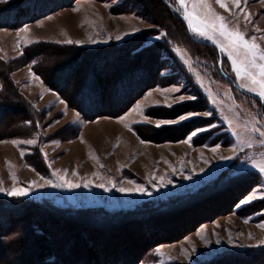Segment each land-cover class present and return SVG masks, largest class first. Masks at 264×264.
I'll list each match as a JSON object with an SVG mask.
<instances>
[{
	"label": "rangeland",
	"instance_id": "obj_1",
	"mask_svg": "<svg viewBox=\"0 0 264 264\" xmlns=\"http://www.w3.org/2000/svg\"><path fill=\"white\" fill-rule=\"evenodd\" d=\"M12 1L15 0L0 5ZM165 1L173 4V11L166 20L158 19L159 23L154 22V15H143V5L137 1L129 4L134 12L117 13L116 5L130 2L75 0L70 7L59 8L19 27H0V93L10 89L14 103L23 104L31 114V118L15 123L10 134L0 139V187L4 189L0 191V203L20 202L21 207L28 202L79 211H131L135 217L182 204L185 208H198L189 213L172 209L163 219L169 221L167 228L179 235L193 221L212 214L214 209L204 204L216 190L237 175L254 173L259 184L237 202L231 213L200 223L181 239L147 249L137 264H206L229 254L250 257L258 253L264 258V205L249 215L240 213L255 202H264V173L252 163L264 158V144L260 143L264 137L253 131V128L264 130V97L260 95L264 89L259 83L264 77L258 67L252 66V56L243 47L234 46L221 35V21L213 18V14L223 17L229 30H238L249 43H255L258 46L255 63L264 64L260 59L264 54V0H241L239 5L224 0L226 7L216 0H206L203 4L199 0H185L184 5L179 0ZM174 11L179 12L188 27L186 13L198 16L199 19L189 18L205 34L189 29L193 35L189 39L184 23L174 17ZM143 32L147 37L140 48L155 43L162 45L160 76L174 83L146 90L117 116H110L109 112L86 120L42 78L47 72L65 66L72 57L71 48L97 50L117 46ZM68 40L73 43H67ZM200 41L215 44L219 56ZM118 58L116 63L123 61L122 57ZM132 64L126 61L122 68L128 69ZM237 67L241 69L240 76ZM174 88L178 91H170ZM200 99L207 104L205 111H189L174 119L163 117L166 110ZM102 100L109 102V106L115 104L108 94ZM189 113L196 115L179 119ZM194 118H206L208 124L196 128L183 140L153 143L141 138ZM161 121L177 122L157 126ZM28 140L36 142L24 143ZM64 181L79 187L53 186ZM101 184L104 187L97 186ZM21 188L28 195H8V191ZM250 196L252 199L248 200ZM245 200L248 202L241 203ZM217 206L220 207L214 204L213 208ZM182 223L188 224L178 229L176 226ZM127 229L110 234L109 247L107 244V250L101 248L97 255L100 264L119 263L113 258L119 247L136 254L127 264L135 261L140 237L137 230ZM16 230L21 231L19 236L23 241L11 247L8 264H33L41 242L28 238L26 223ZM64 232L53 233L57 248L65 246V251L71 250V254L77 248L79 251L80 232L76 233L78 240L69 243L63 241L70 236L67 230ZM10 237H17V233L12 232ZM90 248L82 247L88 254L93 252ZM65 251L60 253L67 258ZM49 260L52 262L54 257Z\"/></svg>",
	"mask_w": 264,
	"mask_h": 264
},
{
	"label": "trees",
	"instance_id": "obj_2",
	"mask_svg": "<svg viewBox=\"0 0 264 264\" xmlns=\"http://www.w3.org/2000/svg\"><path fill=\"white\" fill-rule=\"evenodd\" d=\"M128 1L130 2L128 5L125 2L124 5L115 6L116 11H118L117 13L134 12L132 6L129 4L132 5L133 1L135 3L137 1L140 5H143V8H141L144 11L143 15H154L155 23H159L156 22L158 19L166 20L168 14L173 9V4L170 2L165 3L164 0ZM74 2L75 0H15L0 5V18H2L0 19V27H19L24 23L50 14L59 8L70 7ZM174 15L175 18H178L184 23L186 36L192 39L193 35L188 32L187 24L181 18L179 12L174 11ZM146 37V33L143 32L127 39L120 45L105 46L97 50L80 48H74L73 50L71 48L70 51H73V54L72 52L71 55H69L70 53L68 54L72 57H70L65 66L47 72L48 74L46 73L45 77L42 76V78L50 89L56 91L70 108L79 111L86 120L105 116L109 112H111L110 116H117L124 112L146 90L156 85L174 83V81L166 82L165 78L160 76L162 69L160 66V49L162 45L155 43L151 46L140 48L145 42ZM199 43L209 48L212 53L217 52L219 56L218 49L215 45L208 41H200ZM118 57H122L123 61L116 63L117 59H119ZM126 61L133 62V66L124 70L122 67ZM107 94L111 95V99L115 103L114 105L109 106V102L106 103V101L104 102L102 100V97L104 98ZM206 109L207 104L202 99L199 101L196 100V102L189 101L166 110L165 116L163 117L174 119L189 111L201 112ZM150 115L154 114L151 113ZM30 116L31 114L28 108L23 104L14 103V96L10 89L5 94L0 93V139L10 134L11 127L16 125L15 123L28 120L31 118ZM206 121H208L206 118H194L178 126L159 129L149 136L142 135L141 138L153 143L177 142L183 140L196 128L207 125L208 122ZM258 184L259 179L254 173L235 176L227 185L216 190L212 198L209 197L205 201L206 203L204 205H209L212 210L214 209L210 212L212 214L204 219L193 221L186 231L184 230L181 233L177 231L179 235L171 232L175 230L167 228L169 221L163 219L168 217L172 209L178 208L174 210L178 213L186 210L189 213L191 210L195 211L198 208H185L182 204L181 207L173 206L172 209L152 210L151 212H145L135 217L131 211L98 212L96 210H65L46 204L37 205L28 202L25 205L23 204L24 206L19 207V201L15 205L2 202L0 203V264H8L7 258L12 255L11 247L23 241L22 236H19L22 229L20 228L21 231H14L17 226H23V223H26L28 226V238L41 242V245L38 247L37 258L33 260V264H100V259L97 255L100 254L101 248L107 250L109 247L110 243L108 242V238L110 234L116 233L114 231L128 230L127 228L129 230H137V235L140 237L139 255L137 254V258L132 263L137 264L147 249L158 244L181 239L184 235L193 231L200 223L209 221L218 215L231 213L237 202ZM224 197L226 198L225 200L221 201L219 199ZM214 200H216L215 203ZM203 202L200 203L202 204ZM213 203L220 207L213 208ZM263 205L264 202H255L243 208L240 213L242 215H249L259 211ZM186 224H178L179 226L176 227L179 229ZM63 230H67L70 235L63 240L64 243H69L74 239L78 240L76 233L78 231L80 232L79 251L77 248V251L71 254V250L66 249L65 251V246H63V249H61L62 247L57 248V244H55L56 238L52 237L55 231L62 233L64 232ZM12 232H16L17 237H10ZM64 234L65 232L61 236ZM107 244L108 247L106 248ZM90 245H92V248H90ZM82 247L86 249L90 248L93 252L88 254L87 250H83ZM39 248L41 252H39ZM119 249L120 251L115 249L116 251L113 252L114 262H119L116 264H127L128 260L136 256V254H130L127 248L119 247ZM62 251H65L66 256H68L67 258H64V255L60 253ZM52 257H54V260L50 262L49 259H52ZM206 264H264V258L260 257L258 253L252 254L250 257L229 254Z\"/></svg>",
	"mask_w": 264,
	"mask_h": 264
},
{
	"label": "snow or ice",
	"instance_id": "obj_3",
	"mask_svg": "<svg viewBox=\"0 0 264 264\" xmlns=\"http://www.w3.org/2000/svg\"><path fill=\"white\" fill-rule=\"evenodd\" d=\"M0 2H6V0H0ZM199 2L203 4V3H206V0H199ZM240 2H241V0H233V3L236 4V5H239ZM179 3L181 5H184L185 4V0H179ZM216 3L220 4L221 7H226V5L224 3V0H216ZM190 16H193L195 19H199V17L195 16L194 14L186 13L185 19H188V21H189V29L191 31H193V32H196V33L200 34V35H204L205 33L201 30L200 26L193 24L192 19L189 18ZM213 18H214V20L221 21V23L219 24V29H220L221 35L226 36L231 41V43L234 46L243 47L246 50V54H250L252 56V66L253 67H258L259 70H260V75L262 77H264V64L257 65L255 63V57H256V51L255 50H256V48L258 46L255 43H249L243 37V34L241 32H239L238 30H229L227 25L223 22L224 21L223 17L213 14ZM202 23H203V21H202ZM138 30L139 29H134V31H138ZM119 38L120 37H117V39H119ZM67 43H73V41L68 40ZM76 43H79V41H77ZM260 59L264 60V54L260 55ZM233 64H234V67H235V64H236L235 60L233 61ZM235 70L237 72V75L240 76L241 75V69L237 67ZM259 83H260V87L262 89H264V79L259 81ZM170 91L176 92V91H178V89L174 88V89H171ZM260 95L262 97H264V91H262L260 93ZM180 99L183 100L184 97H180ZM192 115H196V113H189L188 116H181V117H179V119L180 120H184V119H187L189 116H192ZM204 115H208V113H204ZM176 122L177 121H161V122H158L157 126H160V124H162V123H176ZM197 131H203V129H198ZM253 131L259 132L260 136L264 137V130H261V129H258V128H253ZM193 135H195V133H193ZM35 142H36L35 140L24 141V143H28V144H34ZM13 143H16V142L13 141ZM260 143L264 144V139L260 140ZM249 147H251V145H249ZM222 158L223 159H229L230 157H222ZM252 163H253L254 167L259 168V170L262 173H264V158H262L260 160H253ZM54 175H55V173H54ZM46 183L51 184L52 182L51 181H47ZM53 186H55V187H63V186L79 187L78 184H71V183H69L67 181H64V183H62V184H54ZM87 186L88 185L85 184V187H87ZM97 186L98 187H104L103 184L97 185ZM36 187H44V185H36ZM138 190L139 191H144L143 188H139ZM0 191H4V189L2 187H0ZM120 191H125V189H120ZM8 195H10V196H26V195H28V191L23 189V188L18 189V190H10V191H8ZM250 199H252L251 196L248 198V200H250ZM248 200L241 201V203L248 202Z\"/></svg>",
	"mask_w": 264,
	"mask_h": 264
},
{
	"label": "water",
	"instance_id": "obj_4",
	"mask_svg": "<svg viewBox=\"0 0 264 264\" xmlns=\"http://www.w3.org/2000/svg\"><path fill=\"white\" fill-rule=\"evenodd\" d=\"M166 3V1H165ZM188 32L190 33V30H188ZM227 80L229 81V83L234 86L237 90L242 91L241 88L239 86H237L230 78H227Z\"/></svg>",
	"mask_w": 264,
	"mask_h": 264
}]
</instances>
